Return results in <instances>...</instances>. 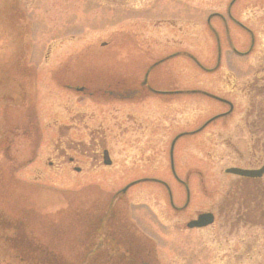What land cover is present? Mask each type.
<instances>
[{
  "label": "rangeland",
  "instance_id": "1",
  "mask_svg": "<svg viewBox=\"0 0 264 264\" xmlns=\"http://www.w3.org/2000/svg\"><path fill=\"white\" fill-rule=\"evenodd\" d=\"M16 12L25 13L34 29L26 44L30 41L41 54L11 58L10 50L21 45L16 40L14 47L6 48L15 34L12 23L18 28ZM154 12L171 22L145 26ZM70 23L68 32H61V25ZM0 27V43L8 50L0 67L29 73L36 67L40 73L57 69L59 74L56 81L39 75L34 97L32 86V97L28 93L25 101L15 96L1 102L8 113L5 130L10 132L5 133V144L0 137V219L12 227L5 235L16 231L18 248H38L35 253L53 264H180L178 226L183 216L174 213L158 188L139 184L118 198L125 180L135 177L126 176L130 168L154 176L166 169L171 129L165 122L171 120L182 130L200 128L181 139L175 153L183 174L198 172L190 176L197 183L190 186L188 211H239L242 216L232 217L233 230L218 217L198 240L192 239L196 246H190L191 263L264 264V202L261 220L247 222L244 200L234 196L232 201L227 194L246 186L252 191L253 186L225 172L232 166L258 168L264 163V117L259 131L257 119L256 126L246 119L250 105L257 111L264 108V0H0ZM48 45L52 52L45 59L42 51ZM66 49L72 55L61 58ZM168 54L171 57L156 63ZM148 68H153L148 81L154 88L186 92L120 100L115 83L130 87ZM62 74L84 90L69 91ZM27 78L26 83L34 82ZM13 88L5 86V94L14 93ZM70 114L72 129H58L54 135L50 120L59 126L70 121ZM30 120L42 127L38 135L21 133L23 121ZM147 120L149 128H129L132 121ZM54 146L68 156L74 150L81 171L55 156ZM102 147L109 151L111 166L102 168L96 160L91 166L86 158ZM48 160L53 167L47 166ZM167 174L163 177L169 178ZM253 184L264 185V174ZM170 189L184 199L179 188ZM104 233L129 255H119L121 247L105 252L112 248L100 245ZM166 238L174 244L169 255L162 244ZM6 243L5 249L11 248ZM13 252L5 250L0 262L4 257L11 261Z\"/></svg>",
  "mask_w": 264,
  "mask_h": 264
},
{
  "label": "flooded vegetation",
  "instance_id": "2",
  "mask_svg": "<svg viewBox=\"0 0 264 264\" xmlns=\"http://www.w3.org/2000/svg\"><path fill=\"white\" fill-rule=\"evenodd\" d=\"M148 4H150L151 0H147ZM147 4V2H146ZM139 9H143V7H139L137 8V10L139 11ZM19 18L16 20L17 22H19L17 24L18 28H14V24L12 23L11 25V30L12 34L11 38L8 39L6 42V48L7 49H11L12 47H14V42L16 40L21 42L22 45V51L20 52L19 48L20 46L17 47V50H10V54H11V58H26V57H30V55L32 54H41V51L39 50H33L32 45L30 44V41L27 42L26 44V36L29 35V33L31 31H34V29L29 27V24L27 22V20L25 19V13L22 12H16L15 13ZM154 15H149V17L146 18V21H144L143 23H145V26H150V27H162L164 25H168L171 22V19H168L167 17L165 18H161L163 17V13L161 12H154ZM154 17V18H150V17ZM157 16V17H156ZM137 20L139 19H135L133 20V22L136 24ZM12 21H14L12 19ZM27 27H26V25ZM62 26V31L64 33H67L69 28L72 27V24H64L61 25ZM2 28V27H0ZM67 37V36H66ZM72 38V35H69L68 38ZM164 38H168V35H164L162 36ZM0 58H5L6 54L8 53L6 50L4 52V49L2 48V44L0 43ZM52 52V47L51 45H48L45 47V50L42 51V55L45 59H47L50 54ZM72 50L70 49H66L65 51H61V58H66L69 55H72ZM13 55V56H12ZM172 55V54H171ZM65 56V57H64ZM170 56V54H168L167 56H161L156 60V63H160L162 61H164L165 59L167 60ZM5 63V61H4ZM153 68H148L147 72H144L143 76L139 79L136 80V82L130 86V87H126L119 84V82L115 83L118 91V96L121 98L120 100H125L124 98L127 96H130L132 99L137 100L140 96H143L144 94H152V95H161V94H165V93H169V94H178V93H182V92H186L185 90H179V89H170L165 91L156 89L152 86L151 83H149L148 81V77L149 74L151 72ZM42 69L40 68H33V72L29 73L25 68H5L4 67H0V89L2 88L3 92L0 94V137L2 136L3 139V143L5 144V133L6 132H10V131H6L5 130V126H6V116L8 113L5 112V103L4 105H2L1 102H5V99L13 101L14 99H20V101H25V98L28 96V93L30 94L31 92V88L32 86L34 87V93H32L33 97L36 96V87L37 84L35 83V81H37L39 78L38 76L41 74H45V75H49L51 77V79H54V81H56L57 79V69L52 70L49 69L48 73H40ZM40 71V72H39ZM56 72V74H55ZM31 76L32 80L34 81L32 84L30 83H26V80L29 79L27 78V76ZM56 75V77H55ZM62 82L64 83L63 86L66 87L69 91L73 92L74 90L76 91H83L84 90V86H73V82H69L66 79H64L63 74L60 75ZM42 80V78H41ZM24 81V82H23ZM23 82V83H22ZM38 83V82H37ZM5 86H12L15 88V92L14 93H6L5 94ZM17 87V89H16ZM28 87V90H27ZM13 88V90H14ZM188 92H193V91H188ZM16 93V94H15ZM16 96V98H15ZM31 96V94H30ZM31 96V97H32ZM128 99V98H127ZM251 106V105H250ZM250 106L248 109V112L250 110ZM70 121L67 123H62L59 126L56 125V120H50L49 126L48 128L51 129V132L56 136L58 133V129H65L66 131L71 130L72 129V125H73V115L70 114L68 115ZM5 117V118H4ZM246 119H250L252 126H256L255 125V120L257 119L258 121V131L260 128V125L262 123V117L260 116H256V115H246ZM21 120V119H20ZM162 120V119H161ZM246 120V123H247ZM31 122H27L26 123L23 121V124L21 125V133L25 136L29 135V134H37L39 133V131H41L42 127H38L36 126L35 122L33 120H30ZM153 121V120H152ZM164 121V120H163ZM168 122L166 123V129H171L170 130V142H169V146H168V160H167V165H166V169L165 170H160V175L161 176H154L151 174H141L142 172H140L138 169L136 168H130V173H127L128 177H131L132 175H135L134 178L132 179H126L124 184L122 185V188H120V193H123V195H118V198H121L128 190H130L132 187L139 185V184H154L159 192L162 193V195L160 196L164 201L169 203L170 208H172V210L174 211V213L176 215H182L183 217L181 218L182 220H179V226H178V231H180L181 236H180V246L178 247L179 250H181L182 253V258L180 259V264H192V259L194 257V252H190L191 248L190 246H196L195 241H191L192 239H196L198 240L200 237H198L200 235V232L203 233V231H205V229L209 226H211L212 224H214L216 222V220L218 219V217H222L224 219H226V223L228 225H230V230H233V220L232 217L234 216V214L236 215V218L242 217L241 213L239 211H228V210H220L218 211V213H214L211 210H201V209H196L193 208V210H189L188 208L192 207L190 198H191V191H190V186H194L197 183V179H190V176L192 175L193 172L188 171V174L185 175L183 174V172L179 169H177V164L175 161V153L177 152V149L179 148V144H180V140L181 139H185L190 135L195 134L196 131H198L200 128H194V129H189V130H182L181 128H179L180 126L174 125L172 123H175L171 120H167ZM18 122V121H16ZM32 123H34L32 125ZM121 123V122H120ZM148 123V124H147ZM150 121L147 120V122L144 124V122H136V121H132V124H130V127L133 128H140L141 130H143L144 128H147L148 126H150ZM120 126V125H119ZM203 127V126H202ZM16 128V127H15ZM149 128V127H148ZM42 132V131H41ZM132 133H135V131H131ZM145 134L147 132H144ZM122 134V132L119 131V135ZM142 134V133H141ZM144 135V134H143ZM59 146H54L52 149V152H54V155H58L61 159L62 157H65L67 159V162L70 165H73V169L77 172L81 171V167L79 166H75L77 164V159L73 156V151L74 150H70L71 154L70 156H68V153L66 152V150H60L61 148H58ZM253 149V147L250 148ZM176 150V151H175ZM253 151V150H252ZM92 153H94V155H90L92 157H87L86 159H89L90 161V165L91 166H96L95 161L93 162L92 160H96L98 166L100 165L102 168H106L111 166V158L109 155V151L106 147H102L99 150H95L92 151ZM109 162V164H106L105 162ZM169 163V165H168ZM47 166L49 167H53V161L52 160H48L47 161ZM232 167H237V166H232ZM240 168V167H239ZM250 168V167H249ZM247 168V169H249ZM127 170V171H129ZM170 173V176H168L169 178H164L163 175H168L167 174ZM195 176H197L198 172L196 170H194L193 173ZM137 175V176H136ZM234 175V174H233ZM194 176V177H195ZM239 177V176H238ZM245 178H249V177H239V179H241L240 181H247L245 180ZM251 179V178H249ZM253 179V178H252ZM170 186H175L176 188H179L180 192H182L184 194V199H179L176 198L177 196H174L172 193V190L170 189ZM117 193V192H116ZM181 195V194H180ZM232 195V201H234V196L236 197L235 194L231 193V194H227V197ZM130 204L132 205L131 201L129 200ZM263 203V202H262ZM232 204V202H231ZM242 204V203H241ZM239 205V204H238ZM262 205V204H261ZM244 206V204H243ZM245 208V207H244ZM246 211V210H245ZM202 213H211L212 214V222L208 225L205 226H201V227H189L188 223L191 222L192 220H195L198 218V216ZM4 215V214H3ZM3 217V216H2ZM5 218L3 217L2 219H0V250H1V254L0 257H3V254L5 256V250L8 252L10 250H12V252L14 253L13 258L11 259V261H6L5 257L2 258V261L0 262V264H53L50 260L49 257L45 256L42 257L41 255H38L35 253V251H39L38 248H35L33 246H27L25 245L24 249L22 247H17L16 244L19 243L17 237H16V231H13V233H7V235H5L6 231L5 229H9L11 230L12 227H8L5 226ZM247 222H249L248 220H246ZM15 228V227H13ZM16 229V228H15ZM13 235V236H11ZM106 237L109 238L106 240ZM105 237V233L102 239V242L100 243L101 246L105 247V246H109L112 249H108L104 248V251H110L113 253V249H120V245L115 242V240L111 237V236H107ZM17 241V242H16ZM5 242H7V246L9 245L8 249H5ZM3 243V244H1ZM117 245V248H114V245ZM163 246L165 247V253L166 254H170V250L171 248H173L174 244L172 242H170V239L166 238V240H164V242L162 243ZM20 246V245H19ZM122 248V247H121ZM187 248V249H186ZM34 250V251H33ZM121 254H128V249L126 248H122L121 252H119V255ZM146 254L148 255L147 251ZM118 255V256H119ZM146 255V256H147ZM143 261V260H141ZM88 262V259H87ZM89 264V263H87Z\"/></svg>",
  "mask_w": 264,
  "mask_h": 264
},
{
  "label": "trees",
  "instance_id": "3",
  "mask_svg": "<svg viewBox=\"0 0 264 264\" xmlns=\"http://www.w3.org/2000/svg\"><path fill=\"white\" fill-rule=\"evenodd\" d=\"M254 114L256 116L264 117V108H259V111H257L256 108H254V105L252 104L250 106L248 115H254ZM245 180L249 182V185L252 184L253 190L249 191L246 186V189H240V191L233 192V194L236 195L237 199L244 200L243 204H244L245 210L248 211L249 213L247 220L252 223L259 222L261 220L260 216L262 214L261 204L262 202H264V185L253 184L257 180L254 178L253 179L245 178Z\"/></svg>",
  "mask_w": 264,
  "mask_h": 264
},
{
  "label": "water",
  "instance_id": "4",
  "mask_svg": "<svg viewBox=\"0 0 264 264\" xmlns=\"http://www.w3.org/2000/svg\"><path fill=\"white\" fill-rule=\"evenodd\" d=\"M109 164V162H105ZM228 173H233L239 176H246V177H261L264 173V163L257 169H242L237 167H230L225 170ZM212 214L211 213H202L198 216L197 219L192 220L188 223L189 227H201L208 225L212 222Z\"/></svg>",
  "mask_w": 264,
  "mask_h": 264
}]
</instances>
